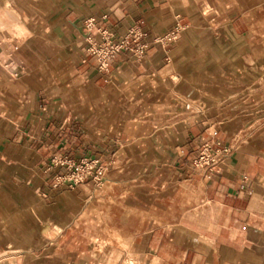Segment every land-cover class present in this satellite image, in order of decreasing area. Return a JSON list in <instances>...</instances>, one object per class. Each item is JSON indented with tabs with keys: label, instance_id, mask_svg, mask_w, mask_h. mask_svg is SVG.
<instances>
[{
	"label": "crops",
	"instance_id": "obj_1",
	"mask_svg": "<svg viewBox=\"0 0 264 264\" xmlns=\"http://www.w3.org/2000/svg\"><path fill=\"white\" fill-rule=\"evenodd\" d=\"M3 10L0 264H264V0ZM105 26L146 54L98 70L85 50ZM205 143L229 153L198 168ZM82 159L102 178L62 182Z\"/></svg>",
	"mask_w": 264,
	"mask_h": 264
},
{
	"label": "built area",
	"instance_id": "obj_2",
	"mask_svg": "<svg viewBox=\"0 0 264 264\" xmlns=\"http://www.w3.org/2000/svg\"><path fill=\"white\" fill-rule=\"evenodd\" d=\"M95 18H90L87 27L91 31L95 27ZM101 39L95 40L89 37V45L86 47V54L94 56L98 70L108 72L117 57L122 53L135 54L143 57L146 54L148 44L141 41V33L131 30L127 35L118 37L116 31L108 26L101 27L98 30ZM179 36L178 30L171 31L158 38L159 42L164 44L174 43ZM229 150L221 146L219 150H214L213 143H205L198 158L194 160V165L198 168H207L217 165ZM99 159H82L79 163L73 164L69 172L61 177L62 182H68L70 185L83 183L89 178L99 180L102 178L100 168H97ZM65 164V162H63Z\"/></svg>",
	"mask_w": 264,
	"mask_h": 264
},
{
	"label": "rangeland",
	"instance_id": "obj_3",
	"mask_svg": "<svg viewBox=\"0 0 264 264\" xmlns=\"http://www.w3.org/2000/svg\"><path fill=\"white\" fill-rule=\"evenodd\" d=\"M0 11V34L10 36V25L5 24V17L12 18L14 16V10ZM264 26V25H263ZM1 36V35H0Z\"/></svg>",
	"mask_w": 264,
	"mask_h": 264
}]
</instances>
